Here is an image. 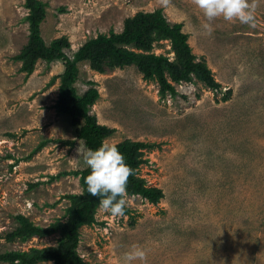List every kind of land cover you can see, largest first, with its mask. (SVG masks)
Masks as SVG:
<instances>
[{
    "label": "rangeland",
    "instance_id": "rangeland-1",
    "mask_svg": "<svg viewBox=\"0 0 264 264\" xmlns=\"http://www.w3.org/2000/svg\"><path fill=\"white\" fill-rule=\"evenodd\" d=\"M41 1V36L47 45L65 40L68 57L99 34L120 33L126 18L161 9L219 86L191 74L161 96L135 65L78 64V94L97 89L90 114L114 130L104 142L153 145L138 175L164 194L156 205L126 196L131 217L99 207L96 223L79 229L78 255L88 264H264V0H249L255 29L216 18L210 34L195 0ZM27 15L25 0H0V252L55 245L57 234L4 235L16 215L40 227L65 220L64 196L82 192L77 173L87 167L76 158L82 140L54 108L63 61L39 59L27 75L14 59L28 42ZM151 52L175 61L169 40H154ZM136 247L143 258L126 262Z\"/></svg>",
    "mask_w": 264,
    "mask_h": 264
},
{
    "label": "trees",
    "instance_id": "trees-1",
    "mask_svg": "<svg viewBox=\"0 0 264 264\" xmlns=\"http://www.w3.org/2000/svg\"><path fill=\"white\" fill-rule=\"evenodd\" d=\"M25 7L28 10V42L14 59L22 63L20 70L27 75L33 71L34 64L39 59L48 62L63 61L64 70L60 75L54 108L58 113L68 116L76 139L85 142L89 148H98L114 130L99 124L95 115L90 114L91 106L99 97L97 89L90 87L81 95L78 94L75 82L79 75L80 63L88 62L91 68L100 72L104 71L106 66L111 69L135 65L145 80L158 83L161 96L174 92L170 81L189 80L191 74L198 76L213 89L219 87L206 64L195 61L188 43V35L181 31V24H170L161 9L139 12L126 18L120 33L110 31L108 34H99L96 38L86 41L72 57H68L63 51L68 47L65 40H55L47 45L41 36L40 25L46 16V5L41 0H25ZM159 39L169 40L175 55L174 62L151 52L153 41ZM68 143L72 145L74 141ZM43 145L41 142L36 149ZM116 145L123 153L126 163L132 168L126 196H140L150 204H158L164 197L162 190L148 186L144 178L138 175L139 167L145 163L143 153L153 145L132 140H123ZM89 171L86 167L77 173L82 192L64 196L69 201L65 220H57L47 227H40L25 216L16 215L15 228L4 235L6 242H25L35 236L42 238L57 234L56 244L30 248L28 251L0 252V264H88L78 255L76 248L79 229L96 223L95 214L100 207L98 197L87 191L85 177ZM124 215L131 217L128 207Z\"/></svg>",
    "mask_w": 264,
    "mask_h": 264
},
{
    "label": "clouds",
    "instance_id": "clouds-1",
    "mask_svg": "<svg viewBox=\"0 0 264 264\" xmlns=\"http://www.w3.org/2000/svg\"><path fill=\"white\" fill-rule=\"evenodd\" d=\"M202 10L206 23L203 28L207 33L213 31L211 21L223 18L225 21H239L250 28L257 27L255 6L249 0H195ZM78 158L82 156L84 164L90 169L85 177L87 191L99 199V206L112 216H123L126 211V194L128 177L132 168L126 163L123 153L116 144L102 142L98 148H89L86 143L79 141L76 149ZM144 252L139 247L128 253L124 260L130 262L143 258Z\"/></svg>",
    "mask_w": 264,
    "mask_h": 264
}]
</instances>
